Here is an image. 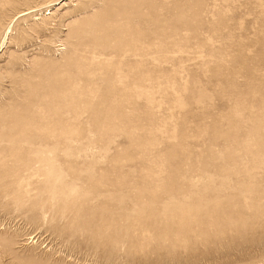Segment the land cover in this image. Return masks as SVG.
Masks as SVG:
<instances>
[{
	"label": "rangeland",
	"instance_id": "374dc122",
	"mask_svg": "<svg viewBox=\"0 0 264 264\" xmlns=\"http://www.w3.org/2000/svg\"><path fill=\"white\" fill-rule=\"evenodd\" d=\"M0 264H264V0H0Z\"/></svg>",
	"mask_w": 264,
	"mask_h": 264
}]
</instances>
